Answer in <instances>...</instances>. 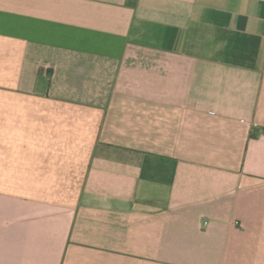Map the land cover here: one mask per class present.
I'll use <instances>...</instances> for the list:
<instances>
[{"label": "crops", "instance_id": "crops-1", "mask_svg": "<svg viewBox=\"0 0 264 264\" xmlns=\"http://www.w3.org/2000/svg\"><path fill=\"white\" fill-rule=\"evenodd\" d=\"M0 264H264V0H0Z\"/></svg>", "mask_w": 264, "mask_h": 264}]
</instances>
